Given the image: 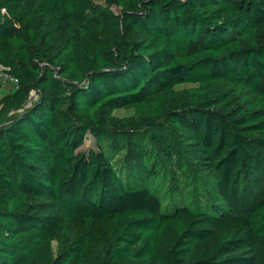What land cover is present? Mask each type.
I'll return each instance as SVG.
<instances>
[{"label": "trees", "instance_id": "1", "mask_svg": "<svg viewBox=\"0 0 264 264\" xmlns=\"http://www.w3.org/2000/svg\"><path fill=\"white\" fill-rule=\"evenodd\" d=\"M0 66V264H264V0H0Z\"/></svg>", "mask_w": 264, "mask_h": 264}, {"label": "rangeland", "instance_id": "2", "mask_svg": "<svg viewBox=\"0 0 264 264\" xmlns=\"http://www.w3.org/2000/svg\"><path fill=\"white\" fill-rule=\"evenodd\" d=\"M95 1L99 3L108 2V0H95ZM113 8L116 11H119V8L117 6L113 5ZM17 112L18 111H12L8 114V116H12ZM97 146L98 143L95 136L91 133H88L87 139L83 144V146L80 148V150H89L90 148H96ZM121 155L122 153L117 155L116 158L120 159ZM162 167L165 168L167 166L162 165ZM180 178H181L180 185L179 187H177L178 189H174V190H171L172 189L171 184L172 185L175 184V178L173 177L171 171H166L162 175L153 178L150 183L152 186H154L156 183L160 184L159 192L165 202L170 200L173 194H175L176 196L177 195L179 196L180 194V197H182V199L185 200L192 198H198L203 200L206 198V196H210L211 191H213L211 189V186L213 184V177L209 174H205V172L203 171L185 170L180 174ZM257 196L258 195L254 194L248 203L251 205L257 202V200L259 199Z\"/></svg>", "mask_w": 264, "mask_h": 264}, {"label": "built area", "instance_id": "3", "mask_svg": "<svg viewBox=\"0 0 264 264\" xmlns=\"http://www.w3.org/2000/svg\"><path fill=\"white\" fill-rule=\"evenodd\" d=\"M0 76L2 79V83L5 84L8 81L17 83L18 79L12 75H10L8 72L4 71V69L0 66Z\"/></svg>", "mask_w": 264, "mask_h": 264}]
</instances>
